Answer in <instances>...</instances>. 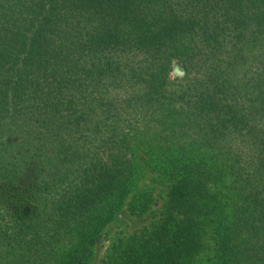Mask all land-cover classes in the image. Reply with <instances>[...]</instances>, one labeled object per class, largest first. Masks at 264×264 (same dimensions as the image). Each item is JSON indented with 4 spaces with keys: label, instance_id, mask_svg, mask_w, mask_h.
I'll return each mask as SVG.
<instances>
[{
    "label": "trees",
    "instance_id": "1",
    "mask_svg": "<svg viewBox=\"0 0 264 264\" xmlns=\"http://www.w3.org/2000/svg\"><path fill=\"white\" fill-rule=\"evenodd\" d=\"M148 169L102 264H264V0H0V264H93Z\"/></svg>",
    "mask_w": 264,
    "mask_h": 264
},
{
    "label": "rangeland",
    "instance_id": "2",
    "mask_svg": "<svg viewBox=\"0 0 264 264\" xmlns=\"http://www.w3.org/2000/svg\"><path fill=\"white\" fill-rule=\"evenodd\" d=\"M174 75H178L177 70L174 71ZM166 185L165 180L151 169L140 175L135 191L139 189L143 193L147 192L150 194V210L145 215L137 216L130 212L128 206H125L118 219L108 226L105 234L96 244L93 264L103 263L108 250L112 247L117 237L140 232L149 227L160 216L162 202L167 195ZM215 242V238L213 236L210 237L203 252L201 264H212L216 249Z\"/></svg>",
    "mask_w": 264,
    "mask_h": 264
}]
</instances>
